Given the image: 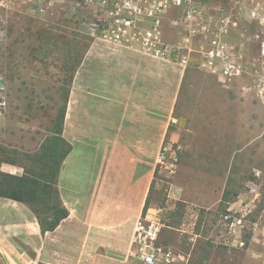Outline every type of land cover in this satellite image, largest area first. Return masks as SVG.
Listing matches in <instances>:
<instances>
[{"label": "crops", "instance_id": "1", "mask_svg": "<svg viewBox=\"0 0 264 264\" xmlns=\"http://www.w3.org/2000/svg\"><path fill=\"white\" fill-rule=\"evenodd\" d=\"M175 12L180 13L168 9L163 14L168 39L175 31L169 16ZM191 72V67L91 39L70 75L65 101L62 137L70 150L59 166L55 186L68 215L53 230L42 232L28 205L0 197V264H127L125 254L135 220L161 203L152 191V180L157 191L162 189L158 173L154 177L162 141L180 143L187 150L189 134L211 130L205 127L210 123L220 134L217 139L236 140L237 118L233 125L221 127L223 121L215 113L181 116L179 108L211 104L198 96H180ZM190 83L188 79L187 94ZM239 89L243 95L247 86ZM239 103L232 100L228 112L234 115V107L243 108L244 120L239 123L246 125L250 102ZM212 104L219 107L216 101ZM221 133L226 135L221 138ZM180 162L172 178L178 196L167 203L158 243L185 254L186 260L178 264H264V209L248 222L244 247L228 243L215 214L207 211L215 203H204L202 193L188 198L185 185L175 178L183 168ZM0 169L22 172L20 166L5 162ZM260 172L256 169L255 176ZM235 194L224 201L226 208L252 199L247 191ZM258 199H254V210Z\"/></svg>", "mask_w": 264, "mask_h": 264}, {"label": "rangeland", "instance_id": "2", "mask_svg": "<svg viewBox=\"0 0 264 264\" xmlns=\"http://www.w3.org/2000/svg\"><path fill=\"white\" fill-rule=\"evenodd\" d=\"M81 1L12 0L0 5V74L5 81L8 100L7 109L0 116V159L7 157L29 165L23 156L11 151L33 153L50 134L52 123L65 104L70 75L81 62L92 39L81 23L93 17L94 9L78 4ZM201 4L206 19L229 12L239 19L240 26L230 30L226 39L236 50L243 52L240 59L234 58L241 70L238 74H223L219 62L215 69L199 67L201 58L196 38L186 67L194 69L187 77L191 82V91L188 94L185 91L186 80L180 96L200 98L211 104H206L205 108H179V112L182 117L188 118L198 115L208 117L215 113L225 122L221 123V127L223 124V127L229 123L233 125L237 118L236 140L217 139L220 134L213 131L216 126L212 123L205 125L211 130L190 133V144L187 150L183 148L180 160L183 168L177 171L175 178L185 185L188 198L196 199L197 193L199 197L202 193L204 203H215L207 211L214 213L218 220L226 209L224 201L227 198L245 192L251 182L259 189L264 187V58L251 59L259 53L258 43L252 36L259 26L255 23L247 25L244 1L202 0ZM40 8L43 10L40 11ZM169 17L173 21L170 25L174 26L171 28L175 30L171 34L174 39L181 35L178 28L181 15L175 12ZM244 85L247 89L242 95L237 89ZM246 99L250 104L246 109L245 125V122L239 123V119L244 120L245 110L238 105ZM232 100L238 104L237 108L234 107V115L228 112ZM213 101L219 103V107L213 108ZM223 135L226 134L221 133V138ZM234 143L236 148H233ZM200 149L203 151L201 154ZM256 169L261 170L258 177L255 176ZM154 177H157L156 172ZM154 181L152 191H155V198L162 202L163 191H157ZM263 209L264 195H261L256 209L246 218L245 233L248 222Z\"/></svg>", "mask_w": 264, "mask_h": 264}, {"label": "built area", "instance_id": "3", "mask_svg": "<svg viewBox=\"0 0 264 264\" xmlns=\"http://www.w3.org/2000/svg\"><path fill=\"white\" fill-rule=\"evenodd\" d=\"M12 0H0L5 5ZM202 0H82L87 9H94L90 20L82 21L86 32L95 39L112 47H127L144 55L176 63L182 68L189 65L192 44L197 38L199 44L200 66L215 69L220 64L223 74H238L241 70L234 58L240 59L242 50L227 41L230 30L240 26L239 19L233 12L227 15L219 13L206 19ZM237 1V0H235ZM246 3L247 25L255 23L257 30L253 33L258 43L259 53L252 60L264 58V0H242ZM236 4V3H235ZM168 9L180 11L178 22L181 35L168 39L164 33L163 14ZM43 8H40L42 11ZM219 15V16H218ZM177 23V21H174ZM245 40H249L246 39ZM8 106L5 81L0 74V116ZM182 145L170 140H163L155 158V172L159 175L164 200L149 207L134 222L130 247L125 258L127 264H178L185 261L182 252L160 245L158 234L164 224L167 203L175 200L178 191L172 182L182 152ZM259 173H256L258 177ZM246 191L252 199L227 207L218 218V224L227 235L228 243L237 247L245 246L246 218L253 212L254 199L264 195V187L247 186Z\"/></svg>", "mask_w": 264, "mask_h": 264}, {"label": "trees", "instance_id": "4", "mask_svg": "<svg viewBox=\"0 0 264 264\" xmlns=\"http://www.w3.org/2000/svg\"><path fill=\"white\" fill-rule=\"evenodd\" d=\"M65 97L67 98V91ZM64 109L65 104L56 121L52 123L50 134L45 137L37 151H11L23 156L29 165L7 157L0 159V162L18 164L22 168L21 174L0 171V197L28 205L42 232L53 230L68 215L55 186L59 166L70 150L69 143L62 137Z\"/></svg>", "mask_w": 264, "mask_h": 264}]
</instances>
